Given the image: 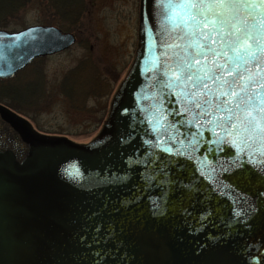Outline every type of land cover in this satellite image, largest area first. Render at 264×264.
<instances>
[{
	"label": "water",
	"instance_id": "water-1",
	"mask_svg": "<svg viewBox=\"0 0 264 264\" xmlns=\"http://www.w3.org/2000/svg\"><path fill=\"white\" fill-rule=\"evenodd\" d=\"M181 10L139 0L132 63L89 142L37 133L0 105V264H264V138L229 123V108L242 114L216 95L259 81L264 52L250 63L243 36L236 53L221 47L233 36L209 51L182 34ZM74 41L51 25L0 29V80Z\"/></svg>",
	"mask_w": 264,
	"mask_h": 264
},
{
	"label": "rangeland",
	"instance_id": "rangeland-1",
	"mask_svg": "<svg viewBox=\"0 0 264 264\" xmlns=\"http://www.w3.org/2000/svg\"><path fill=\"white\" fill-rule=\"evenodd\" d=\"M36 2L9 19L4 30L10 32L41 24ZM138 5L139 0H85L86 16L80 29L72 32L73 45L36 59L16 74L13 83L21 97L29 88L33 95L21 106V114L5 103L0 105L26 120L37 133L66 137L75 143L89 142L100 130L112 97L132 63L137 42ZM91 62L99 64L100 84L95 86L94 83L90 90L85 89L83 103L79 94L71 101L64 92L65 83L69 87L71 81L65 82V77L75 69L80 71V65L84 67L82 72L90 70ZM16 106H20L19 102Z\"/></svg>",
	"mask_w": 264,
	"mask_h": 264
},
{
	"label": "snow or ice",
	"instance_id": "snow-or-ice-1",
	"mask_svg": "<svg viewBox=\"0 0 264 264\" xmlns=\"http://www.w3.org/2000/svg\"><path fill=\"white\" fill-rule=\"evenodd\" d=\"M161 2L162 0H157L158 4ZM166 3L181 6L179 19L182 34L198 36L204 41V48H209L211 43L216 42V38L226 40L227 37L233 36L236 39L232 43H222L221 47H227L236 53L240 45L239 37L243 36L245 45L243 51L246 56L250 57V63H255L250 49L255 47L256 52H264V38L257 39L253 36L254 32L259 33L264 30V0H166ZM205 5L209 7H204ZM238 5L244 6L246 15L239 16ZM226 14L232 23L226 21ZM224 28L228 29L227 32L222 31ZM198 29L200 31H197ZM196 47L198 49L197 54L204 56V51L199 44ZM209 51H211L210 48ZM236 59L238 60L239 56H236ZM256 68L257 75L260 76L259 81L251 80L241 88L235 80H232L231 85H222L225 89L224 92H217L216 95L221 98L225 106L234 104L237 113L242 114L234 118L231 116V109L229 108V123L236 124L238 120H241L246 132L264 138V68H261L259 63H256ZM216 71L217 73L221 71L218 66ZM172 75H176V73H172ZM224 75L232 78V74L226 71H224ZM185 76L187 82L195 84L196 87L201 86L202 81L197 76L187 75V73ZM236 76L240 81L244 80V77L240 76L239 73ZM217 79H219V75ZM226 96H231L232 99L228 100ZM196 107L201 108L202 105L197 104ZM216 110H221L219 105H217ZM248 140H252V135L248 136ZM241 142L245 147H248L247 141L242 140ZM261 154L264 155V153Z\"/></svg>",
	"mask_w": 264,
	"mask_h": 264
},
{
	"label": "trees",
	"instance_id": "trees-1",
	"mask_svg": "<svg viewBox=\"0 0 264 264\" xmlns=\"http://www.w3.org/2000/svg\"><path fill=\"white\" fill-rule=\"evenodd\" d=\"M34 1H37V11L40 14L38 21L41 24L57 26L65 32L75 33L76 30H79L87 12L85 0H0V28L5 29L9 19L14 18L18 12ZM88 65H92V67H88L93 73L86 69L82 72L84 67L80 65V71L75 69L76 72L74 70L65 77V82H68L69 79L71 81L69 87L66 83L64 85L67 88L64 89V92L71 98V101L76 98L75 94H79L80 103H83L82 99L85 98V89L88 88L90 90L94 83L96 84L95 86L100 84L98 79H101V77L97 73L99 64L91 62ZM87 71L90 74H87ZM86 74L89 75L87 78ZM14 78H16V75L11 79L0 80V103H5L6 106L21 114V106L27 103L33 95H31V89L29 88L24 90L21 97V94L14 86ZM82 80H84L83 83L79 85ZM83 89L84 92L82 93ZM18 102L20 106H16Z\"/></svg>",
	"mask_w": 264,
	"mask_h": 264
}]
</instances>
